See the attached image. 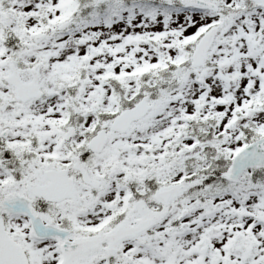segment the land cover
<instances>
[{"label": "rangeland", "instance_id": "rangeland-1", "mask_svg": "<svg viewBox=\"0 0 264 264\" xmlns=\"http://www.w3.org/2000/svg\"><path fill=\"white\" fill-rule=\"evenodd\" d=\"M160 1L0 0V207L24 202L74 239L106 232L114 217L133 221L140 200L156 209L154 190L183 181L189 186L151 230L88 264H264V179L248 176L264 161L236 170L264 137V6L211 0L219 7L211 11ZM213 24L216 38L194 68L195 40ZM37 33L44 37L34 43ZM11 63L23 81L38 70V97L16 99L3 79ZM143 95L146 114L125 132L108 129L102 149L88 151L95 130ZM77 156L97 188L72 168ZM215 163L227 164L226 181L214 179ZM49 168L68 170L74 199L43 205L26 189ZM5 216L29 264L59 263L57 241L38 239L26 213Z\"/></svg>", "mask_w": 264, "mask_h": 264}, {"label": "water", "instance_id": "water-1", "mask_svg": "<svg viewBox=\"0 0 264 264\" xmlns=\"http://www.w3.org/2000/svg\"><path fill=\"white\" fill-rule=\"evenodd\" d=\"M182 3L187 6H200L210 8L212 10L217 9V5L209 0H181ZM260 1L264 4V0ZM8 21V20H7ZM67 23L60 26L62 28ZM218 29L216 26L210 27L206 30L197 41L191 55V65L198 67L202 64L211 44L214 41ZM43 35L35 37V41H39ZM225 62H219L218 66L224 68ZM12 72L5 77V80L12 83L17 91V98L21 101H25L32 97H37L39 92L37 89V74L36 70H31L32 80L28 83H22L18 77L16 69L11 65ZM264 78V75H262ZM148 110L147 97L143 96L134 106L125 109L122 113L117 115L109 126L110 130H116L124 132L128 129L131 122L142 117ZM70 132L67 134L69 135ZM106 141L105 129L98 130L94 136L88 141V148L91 152H98ZM264 158V138L257 141L249 150L243 153L238 159V165H242L245 162L254 158ZM73 167L79 170L82 180L90 184L92 187H97L98 182L90 181L88 174L83 168L79 158H76ZM40 181L48 179L49 182L43 185L27 186L31 192L37 196L42 197L47 201L58 202L65 198L73 199L75 197V189L73 185V179L67 176L65 169L61 170H45L38 178ZM187 187L185 183L173 184L167 187L160 188L156 191L155 197L161 202L162 209L159 211H150L146 208L143 202H139L136 206L137 212L140 217L136 219L132 224L122 221L110 232L102 234L97 237L79 238L71 243H63L62 253L63 260L61 264H85L78 262L86 258L89 254L102 249V244H106L105 251L107 253H114L117 250L119 243L126 239L137 237L138 235L149 230L158 220H160L167 213L168 203L179 193L183 192ZM18 210H27L26 205L16 202L13 205ZM186 210H182L179 218H182L186 214ZM35 231L38 236L59 235L64 238L66 235L64 232H60L52 227L44 226L38 220L33 222ZM200 251L202 253L208 252L207 243H203ZM249 249L246 250L247 255ZM0 264H28L26 255L21 250L20 246L14 242L10 237L4 233L3 222L0 218Z\"/></svg>", "mask_w": 264, "mask_h": 264}, {"label": "trees", "instance_id": "trees-1", "mask_svg": "<svg viewBox=\"0 0 264 264\" xmlns=\"http://www.w3.org/2000/svg\"><path fill=\"white\" fill-rule=\"evenodd\" d=\"M157 2H159L158 4H160L161 6H163L164 4L163 2L161 3L160 0H157ZM159 73H160V76L158 78H161L162 75L164 76L165 74H167V73H163L162 71ZM210 167L212 168L213 171H216V176L214 179L221 180V181L226 180L225 177L223 176V170L227 169V164L219 165L218 163H215L213 165H210ZM248 176L252 181L258 180L259 178L264 179V167L263 168H253L251 171V174H248ZM39 201L42 202L41 200ZM39 208L41 209V207Z\"/></svg>", "mask_w": 264, "mask_h": 264}, {"label": "flooded vegetation", "instance_id": "flooded-vegetation-1", "mask_svg": "<svg viewBox=\"0 0 264 264\" xmlns=\"http://www.w3.org/2000/svg\"><path fill=\"white\" fill-rule=\"evenodd\" d=\"M5 203H7V202H5ZM4 203V204H5ZM8 203H9V201H8ZM8 209V208H7ZM9 212V209L7 210V212L6 213H8ZM6 213H4V218L6 217L5 215H6ZM50 238H53V239H55L56 241H57V243H58V247H57V249H59V247H60V244H61V240L57 237V236H55V237H50ZM72 238L70 237V233L68 234V237H67V240H71ZM60 251V250H59Z\"/></svg>", "mask_w": 264, "mask_h": 264}]
</instances>
